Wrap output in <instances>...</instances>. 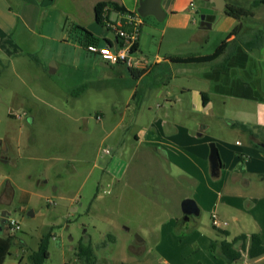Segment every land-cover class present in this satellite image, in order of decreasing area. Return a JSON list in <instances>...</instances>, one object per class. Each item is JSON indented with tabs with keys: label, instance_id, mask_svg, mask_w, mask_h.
<instances>
[{
	"label": "rangeland",
	"instance_id": "1",
	"mask_svg": "<svg viewBox=\"0 0 264 264\" xmlns=\"http://www.w3.org/2000/svg\"><path fill=\"white\" fill-rule=\"evenodd\" d=\"M36 1L24 6L25 11L33 13L28 18L29 26L48 37L19 29L14 36L25 46L24 50L33 52L47 66L54 56H91L81 40L83 46L80 45L77 53L74 48L68 51L67 47L55 42L56 37L64 35L80 44L76 37L80 30L73 12L76 3L71 0ZM202 2L195 0L197 5ZM8 3L0 0V24L4 26H11V17H14L7 13ZM10 4L15 8L12 13L15 15L17 6L13 0ZM84 10L89 13L87 5ZM114 14L111 11L112 17ZM144 18L155 25H163L149 15ZM195 19V31L210 36L203 50L210 52L221 34L214 30H198L199 15L196 13ZM245 24L252 22L248 20ZM152 35H147L146 44L153 54L161 36L160 32ZM98 44L103 45L102 42ZM195 45L198 46L195 42L189 49L196 48ZM27 63L34 68L33 72H37L32 62ZM65 69L52 74L51 78L40 79L46 86L51 85L53 93L45 94L40 88L43 95L38 98L44 101L33 95L26 70L20 80L14 75L3 79L0 74V214L8 212L20 226L18 231L0 233L12 237L9 254L2 264H32L28 256L37 250L46 232H50L51 239L44 264L264 262V254L251 258L246 251H241V258L229 263L218 248L212 251L209 246L213 240H231L245 230L233 219L234 212L225 204L227 198L220 193L218 181L223 179L225 172L214 178L208 167L210 142L218 148L220 140L227 147H232L236 140L241 144L248 141L236 132H227L231 113L218 98L214 99L211 108L192 112L190 107H185L181 112H174L183 121L195 124V132L189 137L187 131L183 133L179 129L181 135L176 150L166 146L171 154L168 159L154 152L149 144L136 146L133 137L140 128H149L157 119L166 118L163 107L157 106L162 103L157 94L146 101L136 96L129 109L119 106L117 111H112L110 103L123 98L113 87L133 84L132 79L102 81L92 77L94 80L87 89L82 87L70 92ZM68 71L69 74L74 72L73 68ZM87 72L94 76L97 73L91 67ZM175 73L174 82L191 84L201 77L202 68L180 66ZM200 81L203 80L199 78ZM98 84L106 87L101 90ZM139 100H142L143 111L136 110ZM173 100H177L176 95ZM9 101L17 106L21 104L20 112L28 111L27 115L34 121L23 117L11 122L8 119ZM201 125L206 129L199 135L197 131ZM261 135L264 136L262 131ZM202 148L206 151L204 158ZM239 158L249 168L254 165L264 169L262 156L247 153ZM185 198L194 199L200 208L199 215H191L186 221L180 207ZM263 207L264 202L261 203ZM241 208L235 215L246 222L247 230L253 228L252 217L264 228V209L257 207L252 216L248 207ZM213 215L220 221L218 228L229 230V235L214 227ZM222 221L227 225H222ZM83 246L92 248L90 263L78 256L79 247Z\"/></svg>",
	"mask_w": 264,
	"mask_h": 264
},
{
	"label": "crops",
	"instance_id": "2",
	"mask_svg": "<svg viewBox=\"0 0 264 264\" xmlns=\"http://www.w3.org/2000/svg\"><path fill=\"white\" fill-rule=\"evenodd\" d=\"M7 1L11 3V0ZM42 1L40 0V2ZM97 1L99 0H71L72 3H76V8H74L73 12L77 20V28H86L87 25L96 20L94 6ZM113 1L125 10L137 11L138 0ZM224 1L225 6L226 4H234L247 7L250 9L251 14L237 19L226 15L223 12L224 9L215 10V17L211 27L207 29L198 28V30H214L221 34V36H219L217 44H215L212 51L204 52V44L208 42L210 36L207 33L201 35V33L195 31L194 26L197 24L195 13L198 14L195 0H161V7L165 15L158 22H162L163 25L158 26L150 19H143L136 44V54L140 56L142 63L138 67L129 70L121 63L110 64L101 57L89 53L87 50L91 56L84 57L80 54L76 57L68 55L67 58L65 55L54 56L50 60L49 66L45 65L41 59L34 56L33 52L24 50L25 46L20 45L16 39L17 37L14 36L22 28L40 37H48L43 32L34 30L35 28L29 26L28 18L33 16V13L24 10L25 4H27L26 6H30L31 3L37 1L13 0L15 6H17L15 15L12 14L15 8H13L12 4H7V13L14 16L11 17L12 25L4 26L0 24V74L3 79L14 75L20 80L23 78V73L26 70L27 78L32 82L29 87L37 98L43 95L40 94V88H42L45 94L52 93L51 85L46 86L40 79L51 78L52 74H56L64 68H66L63 71L66 72L65 78L69 81L70 92L82 87L87 89L89 83L94 80L91 79L92 77H95V80L102 81L113 78L132 79L134 81L133 84H126L124 87L118 88L113 87V90L123 98L121 100H113L110 103V110L117 111L119 106L129 109L136 96H140V99L145 100L149 99L153 94H157L162 99V103H158L157 106L163 107L166 112V118L164 120L157 119L156 122L150 124L149 128H140L133 134V137L136 141V146L142 143L149 144L154 152L168 159L171 157L168 149L176 150L178 147L177 141L181 135L178 130L182 129V132L187 131L189 137H192L191 134L195 132V124H192L190 121H183L174 115V112H181L185 107H190L192 112L211 108L214 105V99L218 98L226 110L231 113L230 120H227L229 127L227 132H236L237 135L244 138V141H247V138L248 141L241 144L236 140L232 147H227L220 140L218 148L216 146L220 160L219 175L217 177L211 176L218 178L225 172L223 179L218 181L221 188L220 193L227 198L225 204L234 212L232 213L233 219L238 221L242 228L245 229L238 235L246 234L249 236L252 233H258L264 241V228L259 226L258 220L254 219L255 217L251 218L252 230H247L245 228L246 222L242 221L238 215H235L244 206L245 208L248 207V211L252 216L255 214L254 212H256L257 207H260V210L264 209V207L261 208V203L264 202V169L261 166L257 167L254 165H251V168H249L247 163L244 164L239 161V156L242 157L247 153L255 155V157L262 156L264 158V147L262 146L264 144V136L261 135V131L264 134V3L252 6V2L257 0ZM203 3L208 7L214 6L212 0H206ZM86 5L89 13L84 10ZM149 16L154 17L152 15ZM248 20H251V25L245 24ZM238 23H241V28L229 34ZM79 30L80 34L76 35V37L80 43V40L84 41L85 33L81 28ZM156 32H160L161 39H159L156 51L152 54L146 44L147 35H152ZM183 33L185 34L183 35ZM92 35L97 37V43L118 44L117 38L99 37L93 33ZM222 41L225 42L224 49L213 60L200 62H178L174 60L176 57L210 54ZM55 42H59L64 48L67 47L68 51L74 48L76 53L77 49L82 45L81 43L77 45L72 42L71 36L65 37L64 35L56 37ZM195 42L198 46L195 45L196 48L192 47L189 49ZM163 44L165 45V49L162 48ZM179 47L182 48L178 49ZM27 62H32L31 64H34L37 72H33L34 68ZM191 65L202 68V74L201 77L198 76V80L195 79L193 82H190L191 84L180 81L174 82L172 80V77H176L175 72L180 69V66ZM89 67H91V70L93 69L97 72L95 76L92 72L88 74L87 69L89 70ZM67 68L68 70L73 68V74H69ZM199 78L203 81L199 82ZM97 87L103 90L106 85L98 84ZM177 92L179 93L178 95L176 94ZM175 95L176 101L173 100ZM38 99L41 100V98ZM142 100H139V102ZM41 101L44 100L42 99ZM175 103L177 104L176 106L173 105ZM141 105L140 102L136 110H142ZM12 106L14 108H11ZM8 107L11 109V112L8 114V119L11 122L12 120H21L23 117L27 121H34L33 118L30 119L27 115L28 111L20 112L22 111L21 104L17 106V104L9 101ZM240 123L245 124L249 130L241 128L239 126ZM205 129L206 126L201 125L197 134L199 132L200 134L203 133ZM202 151V157L204 158V152L206 151L204 148H202ZM195 185L198 186L197 179H195ZM221 224L227 225L226 221H222ZM218 229L221 233H223L222 231H226L223 234L229 235L230 233L227 229ZM0 233L4 234L2 231ZM2 235L0 234V237H4ZM245 245H248V241L245 242ZM236 246L240 247L241 242H237Z\"/></svg>",
	"mask_w": 264,
	"mask_h": 264
},
{
	"label": "trees",
	"instance_id": "3",
	"mask_svg": "<svg viewBox=\"0 0 264 264\" xmlns=\"http://www.w3.org/2000/svg\"><path fill=\"white\" fill-rule=\"evenodd\" d=\"M259 3H264V0L253 1L252 6ZM106 6H110L112 9L125 10L123 9V7L118 6L117 3L114 2L113 0H99L96 2L94 6L95 19L98 22H101L100 16L103 9ZM223 12L226 15L232 16L237 19L251 14L249 8L244 7L242 5H234V4H226ZM79 28H81L85 33V38L83 41L85 45L92 42L97 43L96 42L97 37H94L90 31H88L84 27H79ZM240 28H241V23H238L233 27V29L229 32V34L238 31ZM136 44L134 46L135 48H136ZM224 46H225V42L222 41L210 54H206L202 56L176 57L174 58V60L178 62H200V61L213 60L223 51ZM128 69L132 70L131 68ZM239 126L245 130H249V128L243 123H240ZM222 232L226 233V231H222ZM11 239H12L11 235L0 237V264L3 263L7 254H9ZM50 239H51L50 232H46L45 234H43V236L39 241L37 250H35L28 256V259L32 264H44L45 259L49 255L48 248H49ZM239 241L241 242V246L237 247L236 243ZM246 241H248L247 246L245 245ZM209 246L212 249V251H216V249L218 248L220 254L229 263L238 260L241 257V251H246L248 256L251 258L258 257L264 254V241L261 238L260 234L258 233H252L249 236H247L246 234H240L235 238H233L232 240H221V241L213 240L210 242ZM78 256L83 257L88 263L92 262V256H93L92 248L90 246L79 247ZM261 264H264V262Z\"/></svg>",
	"mask_w": 264,
	"mask_h": 264
},
{
	"label": "built area",
	"instance_id": "4",
	"mask_svg": "<svg viewBox=\"0 0 264 264\" xmlns=\"http://www.w3.org/2000/svg\"><path fill=\"white\" fill-rule=\"evenodd\" d=\"M111 11L115 13L114 17L111 16ZM100 21L109 32H112L116 36L118 44L99 45L92 42L86 44V50L91 54L101 57L110 64L121 63L131 69L138 67L142 61L140 56L136 54L134 46L139 38L143 17L135 10H119L106 6L101 13ZM212 223L215 227L220 225V221L215 215L212 216ZM19 229L18 222L8 216L7 231L15 232Z\"/></svg>",
	"mask_w": 264,
	"mask_h": 264
},
{
	"label": "water",
	"instance_id": "5",
	"mask_svg": "<svg viewBox=\"0 0 264 264\" xmlns=\"http://www.w3.org/2000/svg\"><path fill=\"white\" fill-rule=\"evenodd\" d=\"M206 1V0H202ZM214 2L213 7H208L206 4L199 3L196 7V11L199 15V28L207 29L211 27V24L214 20V11L222 10L225 8L224 0H212ZM137 13L141 17H146L152 15L157 21H161L165 15L162 7L161 0H138ZM86 29L99 37H105L109 39H115L116 36L109 32L101 23L97 20L93 21L91 24L86 26ZM200 134V132L198 133ZM264 147V144H262ZM209 169L212 176L217 177L220 170V160L216 145L214 142L209 143ZM181 211L183 213V220H188L189 216H197L199 214V207L196 201L192 198H185L181 201L180 204ZM31 214V213H30ZM9 213L2 211L0 225L3 222V218L7 220Z\"/></svg>",
	"mask_w": 264,
	"mask_h": 264
},
{
	"label": "flooded vegetation",
	"instance_id": "6",
	"mask_svg": "<svg viewBox=\"0 0 264 264\" xmlns=\"http://www.w3.org/2000/svg\"><path fill=\"white\" fill-rule=\"evenodd\" d=\"M0 231H7V220L3 218V222L0 225Z\"/></svg>",
	"mask_w": 264,
	"mask_h": 264
}]
</instances>
